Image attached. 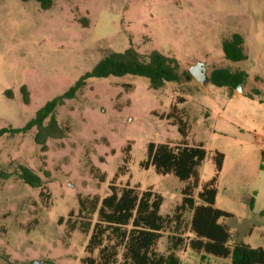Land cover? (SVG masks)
<instances>
[{
  "label": "rangeland",
  "instance_id": "obj_1",
  "mask_svg": "<svg viewBox=\"0 0 264 264\" xmlns=\"http://www.w3.org/2000/svg\"><path fill=\"white\" fill-rule=\"evenodd\" d=\"M233 33L245 37V61L224 56L222 40ZM130 45L142 54L174 56L184 71L203 62L208 75L228 68L246 71L248 79L242 93L196 79L159 90L139 76L90 79L57 109L68 135L49 140L47 152L35 144L34 131L0 139V264H82L86 238L68 233L60 219L77 208L79 196L108 194L128 145V171L118 185L152 188L164 197L161 214H171L185 183L141 163L150 142L181 140L176 126L153 114H168L180 97L186 99L178 106L191 125L189 142L203 143L209 153L196 194L215 174L212 154L223 153L216 208L232 215L224 220L230 244L264 247V143L258 142L264 140V0H55L46 11L36 1L0 0V129L24 127L105 55ZM23 85L30 92L28 105ZM18 164L42 176L48 201L14 174ZM93 167L107 175L105 182ZM191 216L186 213L187 220ZM167 244L165 234L158 251L165 252ZM187 250L177 252L181 264H202L199 254ZM207 260L230 264L213 256Z\"/></svg>",
  "mask_w": 264,
  "mask_h": 264
},
{
  "label": "trees",
  "instance_id": "obj_2",
  "mask_svg": "<svg viewBox=\"0 0 264 264\" xmlns=\"http://www.w3.org/2000/svg\"><path fill=\"white\" fill-rule=\"evenodd\" d=\"M36 1L44 11L51 9L55 0ZM88 27V21H82ZM222 49L226 59L233 62L247 60L245 37L233 33L222 40ZM139 76L149 80L150 88L159 90L168 83H181L182 79L192 80L189 71L182 69L180 61L174 56L162 54L156 50L148 54L140 53L133 45L123 52H110L90 71L82 75L74 85L63 94L54 97L40 108L24 127H4L0 129V139L6 136L26 134L34 131L33 139L40 152H47L49 140H61L67 137L68 129L57 119V109L67 101L73 100L85 89L90 79L108 77ZM248 74L244 70L232 71L228 68H215L208 82L217 87H226L230 91L239 85L245 86ZM24 104L30 103V92L26 85L20 89ZM6 95L11 97L9 91ZM254 95H260L255 90ZM253 97L252 94H248ZM186 101L180 97L172 104L168 114H153L160 120L176 126L181 136L177 143L150 142L147 157L141 163L143 169L154 168L158 175H174L185 185L181 190L182 200L171 214L162 215L164 197L148 188L141 191L138 185H118L121 175L127 173L131 146L125 149L124 164L119 167L108 186L106 196H79L78 206L67 217L60 219L66 225L67 232H79L86 238L82 264H181L177 255L179 250L190 249L200 255L201 262L209 256L230 259V264H264V247L253 248L244 242L230 244L232 234L224 221L232 215L216 208L218 181L223 171L225 155L219 151L212 154L215 167L214 176L201 185L200 168L209 156L203 143H190L191 125L187 115L178 104ZM264 159V151H262ZM93 170L101 182L107 175ZM14 174L26 185L40 189L45 201L51 198L45 190L42 176L23 164H18ZM45 177L49 176L44 171ZM8 176V175H6ZM252 205V204H251ZM192 214L187 220L186 213ZM167 234V249L158 251L160 240Z\"/></svg>",
  "mask_w": 264,
  "mask_h": 264
},
{
  "label": "water",
  "instance_id": "obj_3",
  "mask_svg": "<svg viewBox=\"0 0 264 264\" xmlns=\"http://www.w3.org/2000/svg\"><path fill=\"white\" fill-rule=\"evenodd\" d=\"M189 72L191 75L201 84H204L206 81H208V71L205 63L198 62L195 65L191 66L189 68ZM238 89H240V93L243 91V85H239ZM34 264H39L38 261H35Z\"/></svg>",
  "mask_w": 264,
  "mask_h": 264
},
{
  "label": "crops",
  "instance_id": "obj_4",
  "mask_svg": "<svg viewBox=\"0 0 264 264\" xmlns=\"http://www.w3.org/2000/svg\"><path fill=\"white\" fill-rule=\"evenodd\" d=\"M248 79V78H247ZM254 90H257V89H255V88H253ZM252 88L250 89V91H252L253 90ZM259 91V90H258ZM246 92H247V90H246ZM250 93V92H249ZM234 95V97L237 95V93H235V94H233ZM218 196V195H217ZM183 250H186V252L188 251L187 249H183ZM210 262L206 259V262H202V264H209Z\"/></svg>",
  "mask_w": 264,
  "mask_h": 264
},
{
  "label": "built area",
  "instance_id": "obj_5",
  "mask_svg": "<svg viewBox=\"0 0 264 264\" xmlns=\"http://www.w3.org/2000/svg\"><path fill=\"white\" fill-rule=\"evenodd\" d=\"M258 142H259L260 144H263V143H264V140H263L262 138H259V139H258Z\"/></svg>",
  "mask_w": 264,
  "mask_h": 264
}]
</instances>
